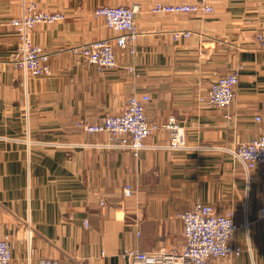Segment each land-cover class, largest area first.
Instances as JSON below:
<instances>
[{
    "label": "crops",
    "instance_id": "obj_1",
    "mask_svg": "<svg viewBox=\"0 0 264 264\" xmlns=\"http://www.w3.org/2000/svg\"><path fill=\"white\" fill-rule=\"evenodd\" d=\"M27 1L64 15L31 32L49 53L50 76L25 79L9 62L17 43L9 21ZM192 1L0 0V232L9 237L11 264H126L125 247L180 251L177 214L194 203L231 211L239 226L231 244L241 254L209 264H264V165L246 173L231 153L264 135V51L254 43L264 30V0H207V14L150 12L157 2ZM103 5H137L140 36L133 53L114 47L116 67L100 72L75 63L68 49L114 40L93 16ZM173 31L190 37L173 41ZM237 70L228 109L198 102L218 76ZM142 94L150 97L147 119L162 125L173 118L185 149H167L169 133L160 130L135 158L96 148L107 135L77 127L121 113L128 97ZM125 185L136 191L130 199Z\"/></svg>",
    "mask_w": 264,
    "mask_h": 264
},
{
    "label": "built area",
    "instance_id": "obj_2",
    "mask_svg": "<svg viewBox=\"0 0 264 264\" xmlns=\"http://www.w3.org/2000/svg\"><path fill=\"white\" fill-rule=\"evenodd\" d=\"M138 10L137 5L96 7L93 16L102 18L106 27L115 32L116 36L113 41L102 39L69 47L68 51L73 55L75 63L90 64L101 72L116 67L114 47L120 50L132 47L130 52L133 53V46L140 36L135 23ZM150 12L171 15L207 14L212 12V7L207 0H193L189 4L174 5L157 2ZM63 19L62 13L41 10L35 2L27 1L22 4L21 14L9 21L17 39L16 49L11 53L9 62L25 79L28 76L41 77L52 74L49 53L32 41L33 28L40 23L53 24ZM171 37L173 41L187 39L190 32L173 31ZM254 43L257 49L264 51V30L255 33ZM127 71L137 75L132 67H127ZM238 79V70L218 76L206 93L198 98V102L218 110L228 109L234 100ZM149 101L150 97L146 94L131 95L121 113L105 115L98 122L79 121L77 127L88 134L107 135L104 143L94 144L96 148L126 150L135 158L148 148L146 139L160 130L169 133L167 149H185L180 140V127L173 118L162 125L151 123L147 119L145 108ZM255 120L260 119L256 117ZM231 153L246 173L256 166L264 165V135L238 144ZM135 192L131 185H125L122 189L123 198L130 199ZM104 204L103 200L99 202L100 206ZM258 217L264 221V206L259 209ZM177 218L182 225L183 245L180 251L159 248L153 252H145L125 247L120 252L121 259L126 264H209L213 259H226L241 254L240 247L231 244L232 236L239 228L231 211L219 212L212 205L194 203L189 209L178 213ZM84 225L87 226L86 221ZM11 261L9 237L0 232V264H11ZM39 264L58 263L52 259H43Z\"/></svg>",
    "mask_w": 264,
    "mask_h": 264
}]
</instances>
